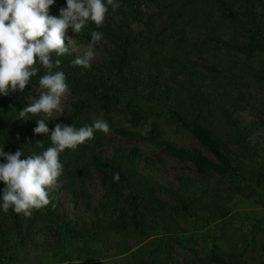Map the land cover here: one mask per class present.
<instances>
[{
    "label": "trees",
    "instance_id": "16d2710c",
    "mask_svg": "<svg viewBox=\"0 0 264 264\" xmlns=\"http://www.w3.org/2000/svg\"><path fill=\"white\" fill-rule=\"evenodd\" d=\"M201 1L118 0L115 11L109 8L102 27L90 22L74 34L88 43L92 31L103 32L100 43L110 50L102 61L91 63L88 69L73 66L71 61L77 56L70 47L68 53L55 57L62 61L60 68L72 96L64 124L81 127L103 118L110 126L108 134L165 150L190 163L196 179L180 176L178 189L156 183L141 168L139 145L103 160L97 147L104 143V133L97 131L93 139L60 154L61 175L70 196L75 197L77 188L89 204L88 191L77 180L97 172L105 195L101 204L105 215L97 227L104 232L85 237L60 213L53 198L31 216L9 209L0 212V264H14L21 253L43 248L36 242L43 233L35 227L45 217L62 242L49 264H83L91 254L89 242L106 234L118 239L134 234L140 240L136 246L118 250V256H127L125 264H129L128 254L134 260L144 254L134 264H179L173 244L181 254H189L185 264H264V149L254 137L264 123V103L250 122L237 116L246 109L254 89L264 93V0H204V14L198 9ZM153 5L167 15L168 35L154 32L149 25L139 32L130 26L131 20L141 19V7ZM64 6L65 0H56L50 14L58 15ZM199 13L208 30L206 38L185 39V29L180 26L192 16L190 24L199 21ZM177 21L182 22L180 26ZM177 34L184 39L165 42ZM194 59L203 62L207 72L199 71ZM43 74L41 68L23 92L0 96V146L5 142L6 152L21 149L29 156L52 146L43 134L19 137L23 126H36L35 120L43 118L30 113L20 116L27 95L32 94L33 86L39 87ZM47 124L50 130L54 127L49 121ZM188 139L197 146L183 143ZM39 140L44 149L36 143ZM222 186L229 189L224 191ZM158 189L172 202L159 199ZM252 199L262 201L263 212L241 217L236 208ZM227 229L237 231L238 237L236 249L225 253L221 249ZM152 243L155 246L149 250Z\"/></svg>",
    "mask_w": 264,
    "mask_h": 264
},
{
    "label": "clouds",
    "instance_id": "9594fccd",
    "mask_svg": "<svg viewBox=\"0 0 264 264\" xmlns=\"http://www.w3.org/2000/svg\"><path fill=\"white\" fill-rule=\"evenodd\" d=\"M55 3L56 0H0V96L23 92L43 68L44 74L39 78L40 96L24 107L20 116L44 114V118L35 120L33 132L48 137L52 145L44 149L39 140L36 143L44 150L29 156L21 149L6 152L5 142L0 146V182L3 183L0 212L3 213L11 209L16 214L31 216L34 209L48 206L52 200L50 189L63 173L60 154L93 139L97 131L110 132L103 118L81 127L58 122L51 130L47 121L63 115L64 99L71 91L60 68L62 61L55 58L70 50L71 37L67 30L80 33L90 22L102 27L109 8L115 11L118 0H65L59 14L51 15L50 6ZM103 36L101 31H92L86 51L73 59L72 65L90 68L96 55L95 45ZM115 179H119L118 174Z\"/></svg>",
    "mask_w": 264,
    "mask_h": 264
},
{
    "label": "rangeland",
    "instance_id": "374dc122",
    "mask_svg": "<svg viewBox=\"0 0 264 264\" xmlns=\"http://www.w3.org/2000/svg\"><path fill=\"white\" fill-rule=\"evenodd\" d=\"M203 1V2H202ZM198 9H202V13L204 14V10H206L205 1L202 0ZM200 9V10H201ZM140 20H131L130 26L135 32H139L148 27L154 32L164 31L165 35H168L167 22H166V14H160V11L155 7V5L147 8H140ZM157 13V14H156ZM201 13V12H200ZM199 13V21H195L194 24H190L191 20H193V16L189 19H184L185 24L182 26L180 21H177V26H180L185 29L184 34L186 35L185 39H204L206 38V33L208 30L204 25L201 24V20L203 15L200 16ZM153 16L152 19L149 17ZM229 33V30L228 32ZM67 35L71 37L69 41V47L71 51L76 56H82L86 51L87 42L84 39H77V37L71 32L70 29L67 30ZM230 35V34H229ZM229 35L227 36L229 38ZM225 36V35H224ZM226 37V36H225ZM227 37L225 39H227ZM178 39H184L181 35L177 34L172 39L166 41V43H172L174 41H178ZM65 43L68 44V40H65ZM168 48V47H167ZM167 48H164L165 52ZM110 50V46L105 48L102 43L97 42L95 45V57L91 61V63H98L102 61ZM194 66H197L198 70L205 73L207 70L204 67L203 62L198 61L196 59L193 60ZM255 88V87H254ZM40 87L33 86L32 94L27 95L26 103L31 104L36 99L39 98L41 93ZM72 99V96L69 94L64 99V107L65 112L63 115L50 118L49 122L55 125V123L62 122L64 123L70 113L69 103ZM246 109H243L240 113H238V117H240L243 121L250 122L252 119L258 117V108L264 103V93L254 89L252 98H248ZM40 115L44 118V114L40 113ZM58 115L54 113V116ZM263 120V117H262ZM35 125L28 124L23 126L20 129V139L25 138L27 136H35L33 132ZM255 140L258 141L261 147L264 149V123L257 129L254 134ZM101 138L104 143L97 147V153L103 160L113 159L115 154H122L120 150H128L135 145H139L142 150V158L140 159V165L143 169L144 173L148 176H151L156 183L161 185L169 186L178 189L179 188V177L186 176L189 178L196 179V172L193 166L183 160L176 159L167 154V152L163 149H152L147 146L143 141H138L132 139L130 137H120L116 133L110 134H102ZM183 143L187 145H196V142L193 139L184 140ZM197 146V145H196ZM119 151V152H118ZM207 156L212 157L210 153L207 151H203ZM240 157V155H239ZM213 158V157H212ZM240 159L247 163L248 160L240 157ZM63 177L60 175L58 177L57 182L51 187L50 193L52 198L60 207V213L66 217L67 220H70L76 224V227L81 229L84 236L86 237L91 232H98L96 235L98 236L101 232H104L101 228H98V222L102 220L104 211L101 208V204L104 200V189L101 186V182L99 176L96 171H91L90 174L81 176L77 180V185L84 184L89 194V204L84 198L83 194L77 190L76 195L72 198L68 192V187L65 185L63 187ZM224 188V189H223ZM222 189L225 191L229 189V186H222ZM156 195L159 199L164 200L166 202H172V199L166 195V193L158 189ZM263 203L258 199H252L248 201V204L243 207L236 208L238 209L240 216H251L252 212L259 213L263 212L262 210ZM234 210L232 213H235ZM249 212V213H248ZM257 214V215H258ZM105 215V214H104ZM36 230L39 229L43 233L42 238L36 240L39 242L43 248L41 249H31L30 251L21 253L19 255V260H17L14 264H49L54 261L53 252L54 250L60 246L62 243L59 233L51 228V223L47 217L44 218L43 223L40 222L35 227ZM228 230V229H227ZM39 232V233H41ZM102 234V233H101ZM238 237V232L235 230L229 229L224 235V246L221 249L225 253L232 251V249H236L235 241ZM107 238V239H106ZM150 240V239H149ZM147 240V241H149ZM140 240L134 237V234L128 235L122 239H118V237L113 236L112 234H106L105 236L100 235L98 239L92 240L89 242L88 249L91 251L89 255V260L82 262L83 264H125L127 262L126 255L118 256V250L122 247H127L128 245L133 247L138 244ZM69 242V241H67ZM66 242V245H67ZM79 242V241H78ZM264 243V242H263ZM69 244V243H68ZM149 250L155 246V243L149 245ZM242 247V244H241ZM179 247L176 244H173V256L179 259V264H185V258L188 257V253L181 254L179 251ZM126 256V257H124ZM134 260V257H131L128 254V262L132 261V264L135 263L137 259H143L144 254H139ZM259 257V253H258ZM57 264V263H52ZM191 264V263H190Z\"/></svg>",
    "mask_w": 264,
    "mask_h": 264
}]
</instances>
